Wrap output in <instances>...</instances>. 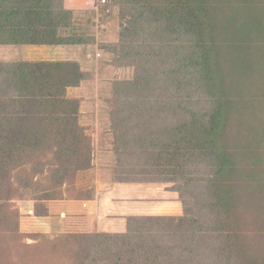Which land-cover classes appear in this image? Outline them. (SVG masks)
<instances>
[{"label": "trees", "instance_id": "trees-1", "mask_svg": "<svg viewBox=\"0 0 264 264\" xmlns=\"http://www.w3.org/2000/svg\"><path fill=\"white\" fill-rule=\"evenodd\" d=\"M110 4L117 41L100 50L132 70L111 83L113 180L170 184L182 214L127 217L121 233L24 236L21 191L36 217L90 198L78 185L92 141L67 94L90 75L76 61H0V264H14L5 258L23 237L40 264H264V0ZM91 8L0 0V46L85 47L73 16Z\"/></svg>", "mask_w": 264, "mask_h": 264}, {"label": "crops", "instance_id": "crops-1", "mask_svg": "<svg viewBox=\"0 0 264 264\" xmlns=\"http://www.w3.org/2000/svg\"><path fill=\"white\" fill-rule=\"evenodd\" d=\"M90 1L92 8L89 11L74 13L73 24L81 35L93 39L91 44L85 47H14L18 49L20 60H6L76 61L82 70L90 75V79L84 81L79 87L67 90L69 98L76 99L80 103L79 123L92 141V168L87 173L90 180V184L87 185L91 190L90 198L48 202L46 217H36L33 214L32 201H21V207H23L21 215L24 219H22L24 221L22 227L29 232L49 234L60 226L66 233H102L104 230H100V226L109 222L108 224L114 229L113 222L121 220L123 222L118 226L119 232L105 231V233H121L125 230L126 217H178L182 214L178 194L172 191L168 184H120L113 180L112 172L116 160L112 152V137L109 131L110 109L106 104L110 101L111 83L131 79L132 70L114 69L109 64L110 60L104 59L100 50L101 45H110L117 41L116 8L111 6V0ZM108 15L112 18L109 21L105 18ZM98 54L101 59L96 58L95 55ZM103 71L106 77L98 81L99 72ZM100 83L107 87L108 92L102 89ZM100 92L107 94L102 95L101 98ZM103 98H105V104L103 100L101 102L97 100ZM91 99H95L94 102H91Z\"/></svg>", "mask_w": 264, "mask_h": 264}, {"label": "rangeland", "instance_id": "rangeland-1", "mask_svg": "<svg viewBox=\"0 0 264 264\" xmlns=\"http://www.w3.org/2000/svg\"><path fill=\"white\" fill-rule=\"evenodd\" d=\"M110 15H111V12H110ZM110 15H108L107 17H105V18H108V21L109 20H111L112 18L110 17L109 18V16ZM112 30V28H111V26H110V31ZM19 55V52H18V49L16 48H14V47H1L0 46V61H2V60H4V61H6V60H20V58L21 57H19L18 56ZM104 55V59L106 58V59H108V60H110L111 58L108 56V55H105V54H103ZM96 56V58H98V59H101V57H100V55L98 54V56L97 55H95ZM81 67V66H80ZM113 67V66H112ZM114 69H120V68H115V67H113ZM82 69V68H81ZM121 69H127V68H121ZM83 71V70H82ZM99 79H98V81L101 79V78H104V77H106V73L104 74V71L101 73V72H99ZM123 76H125V75H123ZM100 85L102 86V89H104V91H105V89H106V91L108 92V89H107V87H104V85H103V83H100ZM94 88V87H93ZM110 89V88H109ZM90 90H91V88H90ZM111 90V89H110ZM94 94V93H93ZM105 94H107V93H105V92H100V95H101V98H102V95H105ZM91 97H93V95L91 96ZM110 97H111V95H110ZM93 100H95V99H91V102L93 101ZM97 100H100V102H101V100H103V104H105V98H103V99H97ZM94 102V101H93ZM106 105H108V107L110 108V106H109V104H108V102H107V104ZM84 129V128H83ZM89 135V134H88ZM82 180H83V184H81L83 187L82 188H85V191H86V187H87V185H89L90 184V180H89V176H88V174H85L84 176H83V178H82ZM82 180H81V182H82ZM157 184V183H156ZM168 185H170V184H168ZM170 187H171V185H170ZM73 191V190H72ZM80 191L82 192V191H84V189L83 190H81V186H80ZM74 194H75V192H76V190L74 189ZM21 193L23 194V197H25V199H29L30 198V191H25V192H23V191H21ZM21 201H18V202H16V203H14V206H15V208L16 209H18V211H19V231L24 235V236H27V235H31V234H43V233H34V232H29L28 230H24V227H22V224L24 223V221H22V219H23V217H22V215H21V208H23V207H21V203H20ZM24 216V215H23ZM127 218V217H126ZM125 219V218H124ZM24 220V219H23ZM122 222L123 221H121V220H118V221H114L113 223H114V229H113V227L112 226H110L108 223L109 222H107L106 224H104V225H102V226H100V230H104L102 233H105V231H111V230H117V232H119L118 231V226L119 225H122ZM60 226H58L57 228H55L53 231H51L49 234H45V235H47L48 236V238L49 239H52V238H54L55 236H57V235H60V234H64V233H66L65 232V230L64 229H62L61 227L59 228ZM115 232V231H114ZM40 240H38L39 242L40 241H45V240H48V239H41V238H39ZM26 243H27V246L25 247V245H26ZM30 244V245H29ZM37 244V242H34V241H32V240H30V239H25L24 237L22 238V240H21V245L19 244V245H16L15 247H12L11 248V250L9 251V253H8V255H7V257L5 258V260H9V259H11L12 261H13V263L14 264H40L39 263V260H38V262L36 263L34 260H31L29 257H27V252H30V247L29 246H32L33 247V249L35 248L34 246ZM8 263H9V261H8Z\"/></svg>", "mask_w": 264, "mask_h": 264}, {"label": "built area", "instance_id": "built-area-1", "mask_svg": "<svg viewBox=\"0 0 264 264\" xmlns=\"http://www.w3.org/2000/svg\"><path fill=\"white\" fill-rule=\"evenodd\" d=\"M98 56V55H97Z\"/></svg>", "mask_w": 264, "mask_h": 264}]
</instances>
